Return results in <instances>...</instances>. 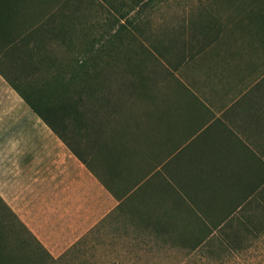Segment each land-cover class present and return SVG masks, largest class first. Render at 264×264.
<instances>
[{"label": "crops", "instance_id": "crops-1", "mask_svg": "<svg viewBox=\"0 0 264 264\" xmlns=\"http://www.w3.org/2000/svg\"><path fill=\"white\" fill-rule=\"evenodd\" d=\"M189 48L166 51L140 119L102 124L93 163L56 136L0 153V264L23 255L17 222L54 260L92 234L121 256L144 257L170 243L235 240L242 226L253 228L264 209L257 62L224 42Z\"/></svg>", "mask_w": 264, "mask_h": 264}, {"label": "rangeland", "instance_id": "rangeland-1", "mask_svg": "<svg viewBox=\"0 0 264 264\" xmlns=\"http://www.w3.org/2000/svg\"><path fill=\"white\" fill-rule=\"evenodd\" d=\"M228 1L144 0L133 9V0H48L52 10L58 12L62 8L63 13L69 14L70 29L65 45H61L60 40L52 41L50 57L57 67H71L89 59L90 63H97L96 70H99L109 62L113 69H100L101 76L112 73L120 78L127 74L136 79L141 75L147 77L148 84L152 79L158 83L160 67L168 63L166 51L173 45L198 49L199 42L210 40V22L217 18L221 22V33L216 41L230 44L233 52L254 57L256 76L264 84V44L252 34V27L245 25L244 20L237 23V27L233 25L236 21H229L238 11ZM120 14H125V19L121 20ZM111 92L118 94L114 88ZM112 99L118 101V96ZM140 110V105L126 106L111 118L140 119ZM53 136L0 77V153L12 154L16 148L26 152L32 146L30 139L38 147ZM16 138H23L25 143L16 144ZM253 219L259 232L254 235L242 226L233 240L234 247L228 244L224 248L220 242H210L209 247L192 251L189 242L184 241L168 244L160 256L143 257L135 253L126 257L121 256L119 250H111L109 244L96 243L92 234L91 239H84L77 249L66 252L67 256L59 264H264V210H256ZM22 236L26 238L25 233ZM30 252L36 263L55 262L45 258L37 248L32 251L29 247L23 248L24 254Z\"/></svg>", "mask_w": 264, "mask_h": 264}, {"label": "trees", "instance_id": "trees-1", "mask_svg": "<svg viewBox=\"0 0 264 264\" xmlns=\"http://www.w3.org/2000/svg\"><path fill=\"white\" fill-rule=\"evenodd\" d=\"M143 2L133 0V9ZM228 3L238 11L229 21H236L233 25L237 27V23L244 20L245 25L252 27V34L264 44V0H229ZM61 9L52 10L48 0H0V77L72 154L89 165L93 163L96 139L106 131L102 124L116 120L111 115L119 114L124 107L142 106L145 100H150L156 82L152 79L148 84L147 77L141 75L136 79L127 74L120 78L112 73L101 76L100 69H113L109 62L99 70H96L97 63H90L89 59L71 67H57L50 57L49 46L54 40L65 45L70 33L69 14ZM120 15L121 20L125 19V14ZM215 19L210 22L212 41L221 33V22ZM113 88L117 95L111 92ZM116 96L118 101L113 102ZM110 106L114 108L109 109ZM127 120L132 119L116 121ZM248 230L256 235L259 227ZM19 232L26 235V238L22 236L23 248L29 247L30 251L37 248L45 258L51 259L25 226L17 222L16 233ZM14 233V227L8 230V234ZM209 244L210 240H201L192 245L191 250H201ZM228 244L234 247L233 240L220 242L221 247ZM78 246L79 242L68 253ZM68 253L54 264H59ZM33 257L32 252L23 253L16 260L8 255L7 264H44L36 263Z\"/></svg>", "mask_w": 264, "mask_h": 264}]
</instances>
